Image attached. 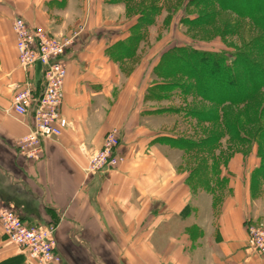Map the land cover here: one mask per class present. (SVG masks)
<instances>
[{"label":"crops","instance_id":"1","mask_svg":"<svg viewBox=\"0 0 264 264\" xmlns=\"http://www.w3.org/2000/svg\"><path fill=\"white\" fill-rule=\"evenodd\" d=\"M1 5L6 6L7 24ZM17 15L32 21L0 0V209L15 211L28 225L56 227L61 261L53 264H83L85 254L92 264H264V258L250 248L246 223H262L264 203L256 213L245 200L250 175L239 158L228 165L233 194L219 215L213 214L212 202L205 220L193 216L198 212L192 207L193 190L183 182L179 186L172 182L175 175L169 160L139 157L141 149L152 148L144 138L141 119L154 121L175 114L160 109L144 113L143 99L137 98L133 105L126 100L127 86L121 87L120 68L109 54L116 41L109 31L101 32L99 23L98 30L84 33L65 55L61 111L68 127L61 136L45 140L39 159L19 151L18 141L30 131L31 116L17 113L13 99L28 79L40 93L42 71L36 65L28 73L19 65L10 24ZM93 22L95 15L88 20L90 27ZM130 122L135 126L132 137L131 129H126ZM112 123L121 126V148L132 156L120 168L86 175L87 157L101 148ZM127 227L131 234L123 232ZM193 227L198 235L187 231ZM98 238L105 251L95 247ZM25 258L0 228V264H27Z\"/></svg>","mask_w":264,"mask_h":264},{"label":"rangeland","instance_id":"2","mask_svg":"<svg viewBox=\"0 0 264 264\" xmlns=\"http://www.w3.org/2000/svg\"><path fill=\"white\" fill-rule=\"evenodd\" d=\"M6 5L17 8L22 14L27 16L32 21L29 23L39 30L45 31L50 37L55 39H72L71 49L74 47L78 40L82 41L83 34L88 31L98 30V23L101 27V32L104 31L106 34L112 33L111 39L115 40L112 47L118 46L117 43L123 40H127L132 33L133 27L140 21L141 9L143 4L147 6H152V14L150 23H140L137 28L140 36L142 37L137 43L135 50L139 49V52L134 50L133 54L122 55L121 53H112V47L110 48V57L113 59L120 68V81L121 87L127 86V91L125 96L129 103L136 104V99L139 98V102L143 99L141 103V108L143 112H151L152 110H158L161 108L163 111L169 107L174 109H179V113L176 115L164 114L160 119L152 121L142 120L141 126L144 129V138L148 140V144L152 145V148L141 149L139 152V157L144 158H155L163 157L172 164V172L175 175L172 182L176 183L178 186L180 183H185L189 190L191 189L188 179L191 177L192 170L197 166L202 157L206 154L198 157L195 161L188 159L187 154L174 145H171L170 137H190L195 136L199 139L214 140L215 144L210 147L209 154L212 158H215L217 163H219V174L228 177V184H223V187H230V193L226 190H221L218 193L217 199H214V194L201 189V193L194 192L192 190V207L197 209L194 217L197 219L200 217H205V220L210 217V210L207 207H211L213 202V214H218L221 212L224 202L227 197L233 194L232 179L228 176V165L233 158H239L241 164L245 168H249V183L248 198L250 203V208L253 212L262 210L264 203V175H261L256 180L255 170L259 166L264 164V144L261 145L258 140L256 144H238L236 140H233L228 135L223 134L222 124L218 119H212V113L215 112L217 105L203 101L201 99H193V96H183L179 90H157L155 84L160 83L161 79L155 74V67L159 63L163 54L173 46L187 45L193 46L198 49L205 51H225L231 53L234 49L243 48L245 45L252 43L259 34L260 31L256 28L253 23L247 18H241L236 13L231 12L227 9L216 8V12L213 13V20L209 24H204L202 26L191 27L184 23L187 18H195L197 14L196 7H191L192 10H186V3L188 0H181L180 4L177 0H3ZM186 2V3H185ZM178 4V8H177ZM155 5V10L153 8ZM156 6L158 9L156 10ZM4 8V16H2L6 21V6L1 5ZM161 7V8H160ZM173 8H176L173 10ZM190 8V9H191ZM155 12V13H153ZM96 22H93V26H89L88 20L90 16H94ZM22 16V15H18ZM185 16V17H184ZM9 12H8V16ZM23 17V16H22ZM1 18V17H0ZM25 18V17H24ZM99 21H98V20ZM39 20H48V24L45 22H39ZM14 17L12 18L10 24L11 29L15 35L13 28ZM37 21V22H34ZM68 21L67 26L64 25L63 29L62 23ZM4 23V22H3ZM69 24V25H68ZM90 27V28H89ZM121 31V33H120ZM103 33V32H102ZM119 33V35H116ZM55 34V35H53ZM122 35V39L120 36ZM16 38V35H15ZM119 47V46H118ZM117 47V48H118ZM68 49V51H69ZM17 50V49H16ZM67 51V52H68ZM136 52V53H135ZM258 61L264 65V58L259 57ZM120 86V85H119ZM155 87V88H154ZM217 98V95H214ZM186 100V101H185ZM195 100V101H193ZM188 102L190 106H186L185 103ZM264 103V90L260 93L254 95L248 102L250 107V112L257 113L259 107ZM186 109H193L197 111L208 112V117L206 119L198 120L196 118L186 117L184 111ZM218 110H227L234 117L238 118L244 115L243 109L241 107L225 104L224 106H219ZM165 111V110H164ZM142 112V113H143ZM212 112V113H211ZM246 117V116H245ZM245 121V118L243 119ZM107 132L120 128V142L117 147V151L123 156L124 160L115 168H110L107 170L120 168L125 164L126 160L132 156L125 149L121 148L123 131L121 126L116 123L109 125ZM135 126L130 122L126 126L129 130L131 137L135 135ZM245 133L248 135L255 134L257 126H242ZM106 132V133H107ZM23 137V136H22ZM105 137V136H104ZM104 141V139H103ZM259 143V144H258ZM261 146L260 151L259 147ZM98 149L93 151L95 153ZM90 153L87 164L84 168L86 175H92L88 171L90 163V157L93 155ZM232 154V155H231ZM263 154V155H262ZM231 155V156H230ZM230 156V157H229ZM223 173V174H222ZM230 174V172H229ZM260 174V173H259ZM231 181V184H230ZM168 182V180H167ZM167 184V183H166ZM234 184V183H233ZM164 193H168L167 188ZM223 195V196H222ZM213 196V198H212ZM3 208L0 209L3 211ZM201 209V210H200ZM11 210V209H8ZM13 211V210H11ZM16 215L17 213L13 211ZM147 222V221H146ZM262 223L255 222L254 220L247 221L246 223L250 225H260L264 226V220L260 221ZM181 229L184 227L183 224H177ZM175 227V226H174ZM56 228V227H55ZM193 230H187L193 235H198L199 231L196 227ZM2 230V229H1ZM180 230V228H178ZM132 228L127 227L123 232L126 234H131ZM168 231V230H167ZM166 231V232H167ZM182 232V230H181ZM4 233V232H3ZM190 233V234H191ZM54 238L56 237V230L53 232ZM108 237V236H105ZM111 237V236H110ZM115 237H118L115 235ZM183 242L184 239L182 238ZM14 245V244H13ZM100 250L105 251V246L103 245V240L97 239V245ZM94 247V249H95ZM250 248L251 244H250ZM96 250V249H95ZM253 253L261 256L252 248ZM81 252V251H80ZM84 252V251H83ZM82 253V252H81ZM186 257L190 256V252L187 249L184 251ZM84 260L86 263L92 264L88 255L85 254ZM262 257V256H261ZM264 258V257H262ZM161 264H173L165 263ZM188 264H201L198 261Z\"/></svg>","mask_w":264,"mask_h":264},{"label":"trees","instance_id":"3","mask_svg":"<svg viewBox=\"0 0 264 264\" xmlns=\"http://www.w3.org/2000/svg\"><path fill=\"white\" fill-rule=\"evenodd\" d=\"M176 2L180 4L181 0ZM180 5L183 6V2ZM191 7L197 8L196 11H193L197 17H189L184 21L191 27L211 23L213 13L218 7L230 10L241 18L249 19L258 28L260 34L252 40L251 44L234 49L231 53L205 51L187 45L171 47L163 54L155 67V74L161 79L160 83L155 84L157 90H179L186 98L193 96V99L212 103L217 105V108L225 104L241 107L244 113L241 117L236 118L227 110L216 108L214 113L211 112L213 114L211 118L222 121L223 134L236 140L238 144L253 146L259 140L260 144L263 145L264 103L259 107L257 113H252L248 102L254 95L264 90V65L258 61L259 57L264 58V0H188L185 9L192 10ZM153 8L155 10V5ZM140 13V21L133 27L131 36L127 40L117 43L119 47H112L113 55L115 53L122 55L134 53L138 46L137 43L142 38L137 28H139L140 23H150L152 6L143 4ZM214 95L218 97L215 98ZM185 105L190 106L188 102ZM164 110L161 111L171 114L179 113V109H171V107ZM184 113L187 118H196L197 121L206 119L209 115L208 112L197 111L196 109H189V111L186 109ZM243 125L257 126L255 134L250 136L245 133L242 128ZM168 142L182 149L191 161H196L198 157L206 154L200 163L194 167L191 177L188 179V183L194 192L205 189L214 194V199H217L220 189L226 190L227 193L224 197L230 193V188L225 187L226 185L223 189L221 188L225 182L228 184V177L219 174V163L209 154L210 147L215 144L213 139L181 136L178 138L170 137ZM259 149L262 152L261 146ZM254 172L258 181L259 177L264 175V164L262 163Z\"/></svg>","mask_w":264,"mask_h":264},{"label":"built area","instance_id":"4","mask_svg":"<svg viewBox=\"0 0 264 264\" xmlns=\"http://www.w3.org/2000/svg\"><path fill=\"white\" fill-rule=\"evenodd\" d=\"M13 28L20 67L29 73L36 65H40L42 71L40 93H35V87L28 79L24 89L13 99L17 113L31 116L30 131L18 141L19 151L28 158L39 159L44 154L45 140L61 136L69 125L61 107L67 75L65 55L73 40L50 37L18 15L14 17ZM120 132V128H115L106 133L101 148L89 159L91 167H88L87 172L96 174L123 162V156L117 151ZM0 228L8 241L25 255L27 264H53L61 261L53 236L56 230L54 225H28L13 211L4 209L0 213ZM247 232L251 247L264 257V226L250 225Z\"/></svg>","mask_w":264,"mask_h":264}]
</instances>
